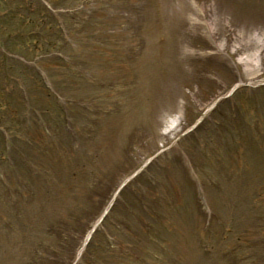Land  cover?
<instances>
[{
  "label": "rangeland",
  "instance_id": "374dc122",
  "mask_svg": "<svg viewBox=\"0 0 264 264\" xmlns=\"http://www.w3.org/2000/svg\"><path fill=\"white\" fill-rule=\"evenodd\" d=\"M0 264H264V0H0Z\"/></svg>",
  "mask_w": 264,
  "mask_h": 264
}]
</instances>
